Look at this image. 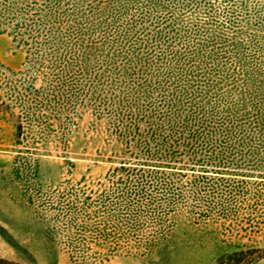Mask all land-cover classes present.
I'll return each instance as SVG.
<instances>
[{
  "label": "rangeland",
  "instance_id": "374dc122",
  "mask_svg": "<svg viewBox=\"0 0 264 264\" xmlns=\"http://www.w3.org/2000/svg\"><path fill=\"white\" fill-rule=\"evenodd\" d=\"M0 260L264 264V0H0Z\"/></svg>",
  "mask_w": 264,
  "mask_h": 264
},
{
  "label": "trees",
  "instance_id": "16d2710c",
  "mask_svg": "<svg viewBox=\"0 0 264 264\" xmlns=\"http://www.w3.org/2000/svg\"><path fill=\"white\" fill-rule=\"evenodd\" d=\"M0 264H8V263H6V262L0 260Z\"/></svg>",
  "mask_w": 264,
  "mask_h": 264
}]
</instances>
